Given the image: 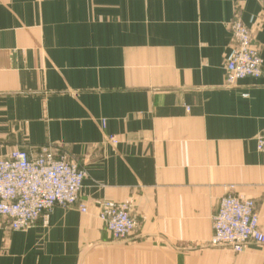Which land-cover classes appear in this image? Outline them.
Wrapping results in <instances>:
<instances>
[{
    "label": "crops",
    "instance_id": "0c3cea01",
    "mask_svg": "<svg viewBox=\"0 0 264 264\" xmlns=\"http://www.w3.org/2000/svg\"><path fill=\"white\" fill-rule=\"evenodd\" d=\"M236 16L264 63V0H0V158L76 160L87 208L0 217V264H264V245H211L229 193L264 234V73L226 85ZM99 201L137 230L115 240Z\"/></svg>",
    "mask_w": 264,
    "mask_h": 264
},
{
    "label": "built area",
    "instance_id": "2783aa9c",
    "mask_svg": "<svg viewBox=\"0 0 264 264\" xmlns=\"http://www.w3.org/2000/svg\"><path fill=\"white\" fill-rule=\"evenodd\" d=\"M232 48L225 61V82L228 87L247 78H260L264 63L253 44L251 29L239 16L229 24ZM257 150L264 152V131L256 138ZM86 172L75 160L56 156L50 148H42L36 156L14 150L0 158V217L7 228L24 232L54 208H87L80 201ZM105 230L115 240H125L139 227L127 204L96 202ZM211 245L226 246L242 252L249 245H264V234L253 200L231 193L224 196L212 219Z\"/></svg>",
    "mask_w": 264,
    "mask_h": 264
},
{
    "label": "rangeland",
    "instance_id": "374dc122",
    "mask_svg": "<svg viewBox=\"0 0 264 264\" xmlns=\"http://www.w3.org/2000/svg\"><path fill=\"white\" fill-rule=\"evenodd\" d=\"M53 151V150H52ZM54 152V151H53ZM55 153V152H54ZM56 154V153H55ZM56 156H59L56 154ZM60 156H65V155H60ZM66 158L72 160L71 158H69L68 156H66ZM76 161V160H75ZM77 162V161H76ZM81 167L84 169V167L81 165ZM85 170V169H84ZM86 172V171H85ZM86 179V178H85ZM220 247H226V246H220Z\"/></svg>",
    "mask_w": 264,
    "mask_h": 264
}]
</instances>
